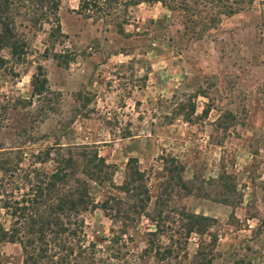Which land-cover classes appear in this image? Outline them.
<instances>
[{
	"label": "rangeland",
	"instance_id": "obj_1",
	"mask_svg": "<svg viewBox=\"0 0 264 264\" xmlns=\"http://www.w3.org/2000/svg\"><path fill=\"white\" fill-rule=\"evenodd\" d=\"M40 1L12 0L8 13L24 54L16 60L7 49L0 53V178L13 168L6 176L13 173L14 181L5 191L17 199L27 190L26 172L51 170V161L34 157L55 143L63 153L77 145L95 150L111 165L114 187L134 158L149 196L147 212L210 217L215 240L176 235L172 256L140 257L145 233L153 229L140 216L126 230L125 246L119 242L120 263L201 264L193 258L201 242L211 264H264V0L228 18L188 0L193 12L181 5L170 10L181 0H161L165 6L110 0L89 9L88 18L77 12L81 0H58L61 36L49 35L54 19L49 3ZM37 67L46 79L41 98L30 96ZM227 112L234 120L216 125ZM89 193L95 201L120 197L114 188L92 184ZM82 217L87 239L109 235L112 222L101 210ZM175 220L165 227L177 230ZM0 223L8 226L2 212ZM167 244L160 236L158 246ZM0 261L21 264L18 245L1 244Z\"/></svg>",
	"mask_w": 264,
	"mask_h": 264
},
{
	"label": "trees",
	"instance_id": "obj_2",
	"mask_svg": "<svg viewBox=\"0 0 264 264\" xmlns=\"http://www.w3.org/2000/svg\"><path fill=\"white\" fill-rule=\"evenodd\" d=\"M45 1L49 3L54 19V27L49 35L61 36L56 20L59 2L58 0ZM183 1L185 0H181V4L174 2L176 6L173 4L168 7L173 10L175 7L178 8L177 5H181L184 11L193 12V5L186 7ZM188 1L193 4L204 2L212 5V8H216L217 18L236 15L254 2V0ZM109 2L110 0H81L77 12L88 17L86 12L89 9H98L99 5ZM142 3H160L165 6L161 0H128L126 5L137 6ZM11 4L12 0H0V53L3 49H7L10 57L19 60L24 54V44L17 40L13 31V19L8 13ZM39 16V19L47 20L45 14ZM260 18L264 24V13ZM216 22L218 19H211V23ZM4 63L5 60L0 54V66ZM29 88L32 97L41 98L47 92L46 79L41 67H37L36 72L31 75ZM209 108L210 104L207 102L202 114L206 115ZM192 114L191 106L190 112L183 115V120L189 121ZM233 120V115L227 112L218 116L215 122L216 125L223 126ZM222 128L226 129V127ZM73 147H66V152L63 153V147L55 143L38 153L34 157L37 163L43 164L48 160L53 163V167L49 171L41 167L26 172L22 181L27 190L17 199L11 192H6L4 189L9 184H14V181L9 179L13 173L6 176V173L13 168L7 167L0 178V212L3 217L8 218L6 228L0 223V245L5 243L18 245L21 264H126L120 263L123 254L118 245L121 242L120 245L125 246L122 238L128 228H133L140 216L150 221L153 226L152 230L145 233V245L140 251V257H153L157 261H162L172 256V246L180 239L176 238V235L184 240L191 234L198 238L208 236L210 243L213 244L215 235L209 233V229L213 226V220L210 217L178 212L175 209L171 213L172 217L168 214L161 215L159 212L154 214L147 212L149 196L143 175L137 170L134 158H129L125 162L122 181L114 187L111 179V165L105 163L95 150L91 151L85 145ZM73 149L76 150L75 154L72 152ZM51 154L53 157L50 158ZM78 169L82 176L80 178L75 175V170ZM219 178H223V175ZM179 182L181 187H184L181 179ZM91 184L100 189L114 188L120 197L107 196L101 201H95L89 193ZM124 205L128 208L122 213L120 208ZM96 209L101 210L112 222V227L107 237L100 235L89 240L85 234L82 215ZM174 216L178 225L177 230L165 227V223L171 222ZM229 219L231 222L232 216ZM160 236H164L168 241L167 245L158 246ZM205 247V243L200 242L193 258L201 264H211V261L204 257V253L207 252ZM101 253H104V258L99 256ZM0 264L4 263L0 261Z\"/></svg>",
	"mask_w": 264,
	"mask_h": 264
}]
</instances>
